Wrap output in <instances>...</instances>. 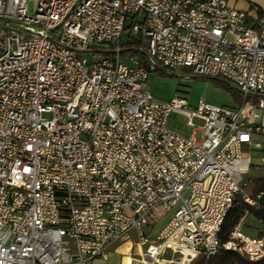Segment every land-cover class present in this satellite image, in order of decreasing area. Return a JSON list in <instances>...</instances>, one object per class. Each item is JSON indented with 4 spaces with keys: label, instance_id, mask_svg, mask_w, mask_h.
I'll return each mask as SVG.
<instances>
[{
    "label": "built area",
    "instance_id": "built-area-1",
    "mask_svg": "<svg viewBox=\"0 0 264 264\" xmlns=\"http://www.w3.org/2000/svg\"><path fill=\"white\" fill-rule=\"evenodd\" d=\"M126 29L138 55L123 58ZM166 71L223 79L242 104L158 100L145 82ZM255 97H264L258 7L0 0V264H93L132 234L140 264L220 251L264 261V236L243 233L245 215L219 242L236 197L257 207L261 196L244 192L249 153L260 149ZM171 114L186 119L187 138L168 130Z\"/></svg>",
    "mask_w": 264,
    "mask_h": 264
},
{
    "label": "rangeland",
    "instance_id": "rangeland-1",
    "mask_svg": "<svg viewBox=\"0 0 264 264\" xmlns=\"http://www.w3.org/2000/svg\"><path fill=\"white\" fill-rule=\"evenodd\" d=\"M28 8L31 10V5H29ZM126 26H129V21ZM128 38L129 32L126 29L121 37L122 43H126ZM144 90L148 91L152 96L161 101H169L175 97H182L186 99L187 103L192 107L196 106L199 101L225 107L234 105V101L229 91L216 86V84L210 79L193 77L184 71L151 73L147 77ZM193 125L196 128H200L202 122L194 120ZM167 128L171 132L184 138H187L191 133V129L186 125V119L178 114H171L169 116ZM199 138L200 131H196L195 139L198 141ZM255 173L256 172L253 168H251L249 177L254 176ZM159 224H157V226Z\"/></svg>",
    "mask_w": 264,
    "mask_h": 264
},
{
    "label": "crops",
    "instance_id": "crops-1",
    "mask_svg": "<svg viewBox=\"0 0 264 264\" xmlns=\"http://www.w3.org/2000/svg\"><path fill=\"white\" fill-rule=\"evenodd\" d=\"M227 3L230 7L238 11H249L252 7H258L260 11L264 12V0H227ZM229 108H236V106L233 105ZM257 112L259 117L254 120V125L252 126V140L260 145V149H253L249 153L251 168H253L256 173L254 176L250 177L248 173L245 177V181H247V178L264 177V164H261L259 160L260 158H264V108L259 109ZM161 226L162 223L153 229L152 227L146 228L144 232L148 238H153ZM242 231L249 237H258V234L262 237L264 236V225L260 224L249 214H245ZM127 243H129V247ZM139 253L140 250L137 246L136 236L132 234L129 239H124L111 246L108 249L106 259H96L93 264H140L138 261ZM166 257H169V254H167ZM248 264H264V261L258 263L249 262Z\"/></svg>",
    "mask_w": 264,
    "mask_h": 264
},
{
    "label": "trees",
    "instance_id": "trees-1",
    "mask_svg": "<svg viewBox=\"0 0 264 264\" xmlns=\"http://www.w3.org/2000/svg\"><path fill=\"white\" fill-rule=\"evenodd\" d=\"M136 42L131 39L126 43L122 44L121 56L123 58L138 55L137 51L134 49ZM212 80L216 86L226 89L230 92L231 97L234 101V105L236 107H240L242 102L240 99L239 93L231 86V84L223 79L214 78ZM264 99V97H255L252 100L253 104H258L259 100ZM244 192L247 195H250L252 198L256 199L258 195L260 199L257 200V207L249 206L247 203L241 199L240 196H237L231 209L227 212L224 222L221 226L220 234H219V242L220 244L225 243L232 231L235 223L242 218L245 214H249L252 218L258 221L260 224L264 225V177L261 178H247L246 186L244 188ZM258 237H261L258 234ZM249 262L241 259L237 255L220 251L214 257L206 259L205 257H199L192 264H248Z\"/></svg>",
    "mask_w": 264,
    "mask_h": 264
},
{
    "label": "bare ground",
    "instance_id": "bare-ground-1",
    "mask_svg": "<svg viewBox=\"0 0 264 264\" xmlns=\"http://www.w3.org/2000/svg\"><path fill=\"white\" fill-rule=\"evenodd\" d=\"M127 246L129 247V243H127Z\"/></svg>",
    "mask_w": 264,
    "mask_h": 264
}]
</instances>
